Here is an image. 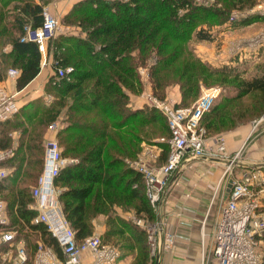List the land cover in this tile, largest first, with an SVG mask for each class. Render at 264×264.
<instances>
[{
    "label": "trees",
    "instance_id": "trees-1",
    "mask_svg": "<svg viewBox=\"0 0 264 264\" xmlns=\"http://www.w3.org/2000/svg\"><path fill=\"white\" fill-rule=\"evenodd\" d=\"M42 3H41V2ZM0 0V77L3 68L17 67V87L25 88L41 70L43 56L36 42H22L25 25L40 27L43 7L53 0ZM257 0H215L204 5L196 0H80L60 18L63 25L79 26L81 35L58 34L50 38L46 55L55 71L45 92L52 96L34 100L30 110L17 112L0 123V148H15L16 155L0 165L13 167V176L0 182L11 220L0 231L25 228L40 233L48 246L59 251V243L44 224L31 223L38 213L30 208L31 185L44 169L45 139L51 123L65 116L58 130L62 155L76 164L62 169L55 184L64 187L59 199L78 240L92 233L91 220L110 215L115 206L134 208L137 215L154 223L156 211L144 188L143 175L125 160L135 159L143 143L169 138L165 116L155 108L134 107L132 96L142 92L139 67L151 63L153 92L166 99L178 86L177 107L192 105L201 94L202 83H221L223 91L202 118L212 137L264 115V104L249 108L247 98L264 97V70L252 77L243 70L219 69L203 62L190 45L216 41L206 26L229 23L233 11L254 8ZM220 4L221 7L218 5ZM257 13L239 17L230 25L244 26L262 20ZM12 45L10 52L4 48ZM72 68L64 75L57 69ZM264 69V64H259ZM18 131L16 147L11 134ZM167 147V146H166ZM169 147V146H168ZM168 150L163 153L167 161ZM12 221V222H11ZM103 240L133 254L134 264H153L146 227L125 219L109 218ZM34 235V234H33Z\"/></svg>",
    "mask_w": 264,
    "mask_h": 264
},
{
    "label": "built area",
    "instance_id": "built-area-1",
    "mask_svg": "<svg viewBox=\"0 0 264 264\" xmlns=\"http://www.w3.org/2000/svg\"><path fill=\"white\" fill-rule=\"evenodd\" d=\"M202 1V0H201ZM199 3L208 5L210 0ZM43 23L40 27L25 25V34L22 42H36L43 55L47 52L48 40L58 34L65 33L66 26L61 25L60 18L48 6L43 9ZM250 13H257L264 18V4L254 7L253 10L233 11L229 17V23H233L239 17H245ZM257 43L264 42V34L259 35ZM155 63V60L153 61ZM142 83L146 89L140 94V99L149 108L159 110L165 116L171 135L168 139L169 152L167 162L157 165L156 157L161 148L154 145L157 151L146 146L145 150L136 159H125L130 167L143 175L144 188L153 206L160 211L163 201L167 196V186L170 183L172 172L178 171L184 161L205 158H229L231 164L238 158L240 152L230 155L227 151V142L223 134H216L212 142L207 139L206 128L202 125V118L214 104L219 95V87H211L202 92L199 98L190 106L177 107L174 101L163 100L150 91V68L140 66ZM62 76L72 68L57 69ZM9 77L16 78L20 75L17 67L9 68L6 72ZM48 100H52L51 97ZM21 109L18 100V92L9 93L5 88H0V123L12 119ZM60 121L50 124L48 130L58 133ZM159 141V140H157ZM44 169L39 175L37 183L32 186L31 193L34 198L38 213L31 223L44 224L57 239L59 251L47 247L39 242L36 255L32 264H115L121 256V251L112 243H107L103 237L94 233L82 240H78L76 232L67 220L60 202L63 189L55 184L57 176L63 168L76 164L74 158L62 155L57 139L49 138L45 142ZM16 155L14 148H0V164ZM229 165V172H232ZM239 174H231V190L229 197L222 208L220 220L215 230L214 256L218 264H264V173L261 168H249L239 171ZM9 168L0 165V182L10 175ZM233 173V172H232ZM229 183V182H228ZM33 208V207H32ZM138 225H143L148 230L151 242L152 255L159 252L155 243V231L159 222H147L142 217H132ZM8 223V209L5 200L0 194V226ZM172 237L165 242L168 248ZM16 240V263L28 264L29 256L23 240L15 237L12 231H0V242H13ZM88 253V254H87Z\"/></svg>",
    "mask_w": 264,
    "mask_h": 264
},
{
    "label": "crops",
    "instance_id": "crops-1",
    "mask_svg": "<svg viewBox=\"0 0 264 264\" xmlns=\"http://www.w3.org/2000/svg\"><path fill=\"white\" fill-rule=\"evenodd\" d=\"M78 1L80 0H53L46 6L59 16V18H62L71 11L74 3ZM262 20L247 25V27L251 26L248 31L255 32L259 22ZM230 24L231 23H227L222 27V30H220L221 32L216 35V40H221L223 43H233L239 42L240 38L244 37V26L236 27ZM63 26L67 28L63 34H75L81 35V37L85 36V33L81 31L79 26ZM239 28L240 32H236ZM228 37L231 39H227ZM202 48L203 47H201V49ZM11 50L12 45H8L4 48V52H10ZM200 54L205 55L204 52H200ZM42 56L43 60L39 75L23 89L17 87V79L19 76L11 78L6 73L7 70L12 67L3 68L2 76L0 77V88H5L9 93L18 92V100L21 108L24 110H30L34 100L38 98H46V102H50V100H48L49 97L52 98V96L47 95L45 92V83L55 74L54 69H52V58L48 57L46 54H42ZM222 59L224 61L225 58L223 57ZM2 65L3 64L0 63V69ZM145 89L146 86L144 84L142 92ZM141 93L132 96L131 105L135 108L146 106L144 101L139 97ZM167 95L175 104L181 100L178 86L172 87ZM19 111H21V109ZM63 118H65V116L61 114V118L59 119L60 127L63 124ZM19 134L18 131L11 134L15 147ZM221 134L225 136L227 151L230 155L240 152L238 159L232 163L231 169L233 173H230L228 169L230 165L228 163H231L229 158L199 157L197 160H186L183 162L181 168L177 172L182 174L178 177L174 176L171 179V191H169V195L163 201L160 211L156 213V221L159 222V227L154 235L156 239V248L159 252L155 257L152 255V245L149 239L151 261L153 260L154 263L156 256L159 255V264H218L214 256L213 248L215 230L220 220L222 208L229 197V194H227L229 179L233 174H239V171L254 167H260L261 171L264 173V115ZM51 137L52 136L47 133L45 142ZM212 137L208 139L210 144L213 143ZM1 166L9 168L11 171L9 178L13 176V167L7 165ZM32 186L33 185H31V187ZM62 189L64 190V187ZM1 192L0 194L5 200L7 207V200L4 198L3 194L5 192L7 193L8 189H3ZM34 205L35 202L30 205V208H35ZM140 226L144 227L143 225ZM7 231L15 233L17 242L19 240L25 242L29 256L28 264H32L35 259V252L38 244L32 250L31 243L28 239L23 237L24 234H20L18 230ZM24 231L33 235V233L27 230ZM170 236L172 239L168 248H166L165 242ZM45 245L51 247L47 244ZM16 257V240L13 242H0V264H17Z\"/></svg>",
    "mask_w": 264,
    "mask_h": 264
},
{
    "label": "rangeland",
    "instance_id": "rangeland-1",
    "mask_svg": "<svg viewBox=\"0 0 264 264\" xmlns=\"http://www.w3.org/2000/svg\"><path fill=\"white\" fill-rule=\"evenodd\" d=\"M35 1L39 2L40 0H35ZM196 1L199 2V0H196ZM214 1L215 0H210L209 3L213 4ZM263 4H264V0H257V3L254 5V7H257V6L263 5ZM218 5L221 7L220 4H218ZM253 9L254 8H251L250 10H253ZM250 10H246L244 12H247V11H250ZM60 23H61V21H60ZM61 25H63V24L61 23ZM222 27L223 26H219V25H216L214 23V25H212V26H209V27L206 26V29L211 30V32L216 36L219 32H221L220 30H222ZM250 27H247V25H244L243 29H244V34L245 35H244L243 38H240L239 42H233V43L226 42V43H223L221 40L208 42V41H198V40L194 39L193 41H191L190 45H192V47L194 48V52H196L197 54H200V52L201 53L202 52L205 53V55H201L200 54L199 57L203 60V62L209 63L208 64L209 66H212L214 68H219V69H224V68H228V69L233 68L234 69L235 68V69L240 70V71L243 70L246 76L252 77V76H254L256 74H262V72L264 70L262 67H259V64H262V65L264 64V42H262V43H257L256 42V40L259 39V35H261V33L264 34V19L259 22V25L257 26L258 28H257V30L255 32L254 31H248ZM226 28H228V27H226ZM226 30H230V29H226ZM236 32H240V28ZM237 34H241V33H237ZM229 38L230 37H228L227 39H229ZM200 46L203 47V48L201 49ZM223 57L225 58L224 61L222 59ZM154 60H156L155 57L151 58L150 61L148 62V64L145 65L144 67H149L150 64L153 63ZM52 69H53V66H52ZM52 76H54V75H52ZM47 83H48V81L45 83V85ZM202 85L203 86L201 88V94H202V92L204 90L210 89L211 87H219L220 88V92L219 93H221L223 91V88H224L223 85H221V83H219V82L211 83L208 86L204 85L203 83H202ZM172 87H176V86H172ZM170 89L168 90V92L170 91ZM150 91L154 94L153 88H152V84H151V87H150ZM199 96H198V98H199ZM166 99H169L170 101H173L171 98H169L168 95L166 96ZM166 99H163V100H166ZM246 100H247V103H248L247 106L249 108L254 107L257 103L264 104V97H260L259 95H257L256 98L249 97ZM56 121H59V119H57ZM246 121L247 120H245L242 123L245 124V123H247ZM47 132L52 136V138L55 137L57 139V141H58V133L52 132V131H50L48 129H47ZM219 134H221V133H219ZM209 138L210 137L207 136V139H209ZM168 139H169L168 137L167 138L159 137V138L153 139L152 142L143 143L142 150L138 153V155L141 154L145 150L147 145H149V148L153 149L154 152H156L157 149H156V147H154V145L157 144V146L161 148L159 155L156 157L157 165H161L163 163H166L167 161L163 162L162 156H163V153L165 151L168 150V152H169ZM157 140H159V141H157ZM138 155H137V157H138ZM126 159H128V158H126ZM228 164H230L232 166L231 163H228ZM178 171L172 172L173 175L170 176V181H171V179L174 176L178 177L179 175L182 174L180 172L177 173ZM171 188H172V185L170 186V183L168 182L167 196L169 195V191H171ZM8 216H9V218L11 220V214H8ZM118 216L119 217H123V218L125 217V219H128V220H131V218L133 216L139 217L137 215V213H136L134 208L129 209V210H125L123 208H120V206H115V210L113 212H111L109 216L108 215H103V214H98L97 216H94V218L91 220L92 221L91 222V224H92V233L90 235H94V233H99V234L103 235L104 232L106 231V229L108 228V226H107V222L108 221L107 220L109 218H118ZM131 221L133 222V220H131ZM25 229L28 232L34 234V235H31V234L27 233L26 231H24V229H23V234H24L23 237L30 241L32 250L34 249V247H36L38 242H42V243L47 244L45 242V240L43 238H41L40 233H38L35 230L31 231L28 228H25ZM151 262H153V260ZM115 264H134V255L133 254H126L124 256L123 252L121 251V256H120V258L117 260V262ZM153 264H154V262H153Z\"/></svg>",
    "mask_w": 264,
    "mask_h": 264
},
{
    "label": "water",
    "instance_id": "water-1",
    "mask_svg": "<svg viewBox=\"0 0 264 264\" xmlns=\"http://www.w3.org/2000/svg\"><path fill=\"white\" fill-rule=\"evenodd\" d=\"M231 182H232V181H229V183H228V185H227V187H228V188H227V194H229V192H230V190H231V188H232V187H231ZM158 260H159V255L156 256V259H155V263H154V264H159V261H158Z\"/></svg>",
    "mask_w": 264,
    "mask_h": 264
}]
</instances>
